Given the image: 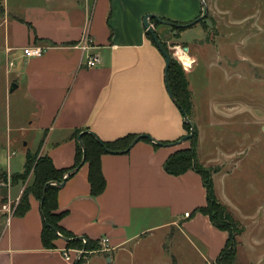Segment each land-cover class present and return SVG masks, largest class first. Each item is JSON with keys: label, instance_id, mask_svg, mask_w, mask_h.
I'll list each match as a JSON object with an SVG mask.
<instances>
[{"label": "crops", "instance_id": "0c3cea01", "mask_svg": "<svg viewBox=\"0 0 264 264\" xmlns=\"http://www.w3.org/2000/svg\"><path fill=\"white\" fill-rule=\"evenodd\" d=\"M2 2L7 16L0 23V92L10 100L15 96L8 118L10 146L0 141V148L11 155L13 145L26 148L21 169H0V183L4 174L12 178L25 172L31 153L48 155L57 168L72 167L77 130H90L104 141L149 134L170 143L187 134L183 114L167 90L165 57L148 37L144 18L153 14L186 24L201 15L200 0ZM150 22L163 42L186 41V30L176 37L173 27ZM85 37L91 41L87 50L81 47ZM27 46L45 51L27 57ZM91 54L101 59L95 67L86 63ZM29 144L37 145L36 151ZM188 145L155 147L141 140L128 152L103 154L107 186L97 197L91 195L88 163L59 186L58 212L66 213L61 226L83 241H99V250L68 247L63 237L55 240L56 247L46 248L42 202L32 194L24 215L9 216L0 206V264H76L77 252L83 254L82 264L168 263L169 256L158 262L152 252H173L178 234L214 264L229 234L209 216L193 213L207 204L201 175L194 170L172 175L165 169L170 154ZM33 179L32 174L26 181L0 185L3 204L17 206Z\"/></svg>", "mask_w": 264, "mask_h": 264}, {"label": "rangeland", "instance_id": "374dc122", "mask_svg": "<svg viewBox=\"0 0 264 264\" xmlns=\"http://www.w3.org/2000/svg\"><path fill=\"white\" fill-rule=\"evenodd\" d=\"M200 3L203 14L204 4ZM204 3L208 14L184 29L186 41L164 43L187 81V114L198 133V163L212 174L217 199L238 224L235 262L264 264V0ZM6 16L3 7L0 23ZM14 96L10 100L0 92V141L8 147V118L14 113ZM185 142L190 147L191 141ZM28 147L36 151L38 146ZM24 148V144L13 145V155L0 148V169L6 171L12 165L14 172L19 171ZM30 155L36 159L41 156ZM9 175L3 177L2 188L7 187L5 182L9 185L21 179ZM0 206L4 209L1 198ZM171 250L152 252L153 258L159 262L161 256H169L168 263L163 259L158 264H212L179 234ZM77 254L83 258L81 252Z\"/></svg>", "mask_w": 264, "mask_h": 264}, {"label": "trees", "instance_id": "16d2710c", "mask_svg": "<svg viewBox=\"0 0 264 264\" xmlns=\"http://www.w3.org/2000/svg\"><path fill=\"white\" fill-rule=\"evenodd\" d=\"M2 1L3 0H0V11L3 10ZM153 20L156 22V24H160V22H158L156 19ZM184 29L185 28L173 27L174 31L177 30V34L175 36L179 37L180 33ZM147 35L156 45L155 40L149 31H147ZM164 45L165 47L167 46L166 43H164ZM169 72L172 90L178 102L186 111H188L190 94L187 88V81L181 66L172 57ZM184 127L190 133L191 124L186 120H184ZM81 133H83L82 141L86 150L85 162H83V147L79 142V135ZM73 136L77 139V153L75 164L70 168H57L48 155H41L37 159L36 157L31 158V155L28 156L25 172L22 174H16L14 176H20V180L25 181L30 173H32L34 175V179L32 184L25 189L17 206L15 204L13 206H16L15 214L24 215L30 208L29 196L31 194L41 200V202L44 197V201L42 202V241L46 248L56 247L55 240L58 239L61 234L68 238V247L81 249L85 248L88 251L99 250L102 248L99 241L88 238L85 242H83L82 239L76 238L72 235V233L61 226L60 221L66 213L58 212V193L60 189L58 183L63 182L65 178L68 179L84 163H88V179L91 185V195L94 197L101 195L107 186L101 160L102 155L108 153L106 147L111 150H124L138 135L128 134L113 141H104L90 130H77ZM142 140L151 142L155 147H159L158 144L152 142L149 138H144ZM190 141V147L176 150L170 154L165 162V169L172 175H182L189 170H194L201 175L204 185L207 189V204L197 208L194 212H201L204 215L209 216L211 222L216 227L227 231L229 234L226 245L216 260L217 264H236V238L239 235L238 224L234 220L228 208L217 199L212 180V174L209 170L198 163V133L196 128L195 135L190 139ZM76 264H82V258L79 259L78 263L76 262Z\"/></svg>", "mask_w": 264, "mask_h": 264}, {"label": "water", "instance_id": "95a60500", "mask_svg": "<svg viewBox=\"0 0 264 264\" xmlns=\"http://www.w3.org/2000/svg\"><path fill=\"white\" fill-rule=\"evenodd\" d=\"M203 4H204V12L201 16H199L197 19H195L193 22H189V23H186V24H181V23H177L175 21H171V20H165V19H162L161 17L159 16H156V15H153V14H148L145 16L144 18V26L145 28L147 29V31H149L154 40H155V43L156 45L158 46L159 50L161 51V53L164 55L165 57V77H166V86H167V90H168V93L170 95V97L172 98V100L176 103V105L178 106V108L180 109V111L182 112L183 114V117H184V120H186L188 123L191 124V131L190 133L182 136L179 140L177 141H174V142H170V143H165V142H162V141H158V140H155L152 136H150L149 134H140L138 135L132 142L131 144L124 150H111V149H107L108 152L110 153H124V152H128L134 145H136L139 141H141L142 139L144 138H149L152 142L158 144L159 146H163V145H177V144H181L187 140H190L194 135H195V128L194 126L192 125L189 117H188V114H187V111L182 107V105L178 102L173 90H172V87H171V78H170V65H171V55L169 53V51L167 50V48L165 47L163 41L161 40V38L159 37L158 33L156 32V30L154 29V27L151 25V20L152 19H156L158 22L162 23V24H165V25H169L171 27H177V28H188V27H191L192 25L198 23L199 21H201L202 19H204L207 14H208V8H207V5L204 3V0H202ZM175 33H177V30L174 31ZM185 50L188 51V48L185 47ZM15 86H11V91L14 89ZM94 133V132H92ZM82 134L81 133L79 135V142L81 144V146L83 147V151H84V158H83V162H85V159H86V150H85V147H84V144H83V141H82ZM95 134V133H94ZM79 169V168H78ZM67 179L65 178L63 180V182L61 183H58V185L60 187L64 186V184L66 183ZM52 183V182H51ZM44 201V197H43V200L42 202ZM61 237H63L64 239H67L66 237H64L63 235L60 234ZM79 259L77 260V263H78Z\"/></svg>", "mask_w": 264, "mask_h": 264}, {"label": "built area", "instance_id": "2783aa9c", "mask_svg": "<svg viewBox=\"0 0 264 264\" xmlns=\"http://www.w3.org/2000/svg\"><path fill=\"white\" fill-rule=\"evenodd\" d=\"M90 38L89 37H85L83 38L82 40V44H81V47L84 49V50H87L90 48ZM44 48L41 47V46H27L24 48V54L27 56V57H39L41 55H43L44 53ZM87 66L88 67H95L97 66L99 63H101V59H100V56L98 54H91L88 58H87ZM11 65H13V62H10ZM15 208L16 206H13V205H4V209L9 213V216L12 215L14 212H15ZM187 216L190 215L189 212L186 213ZM85 241V240H84ZM107 242V240H103L102 241V244H105ZM81 250V249H80ZM83 252V250H81ZM81 252V253H82ZM66 257L69 259L70 256L69 254H65Z\"/></svg>", "mask_w": 264, "mask_h": 264}]
</instances>
